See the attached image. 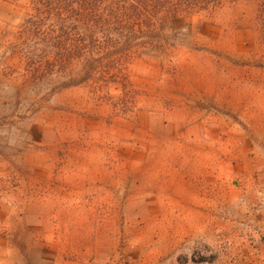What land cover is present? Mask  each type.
Segmentation results:
<instances>
[{
	"label": "rangeland",
	"instance_id": "1",
	"mask_svg": "<svg viewBox=\"0 0 264 264\" xmlns=\"http://www.w3.org/2000/svg\"><path fill=\"white\" fill-rule=\"evenodd\" d=\"M33 15L0 0V264H264V0L80 23L66 62Z\"/></svg>",
	"mask_w": 264,
	"mask_h": 264
},
{
	"label": "trees",
	"instance_id": "2",
	"mask_svg": "<svg viewBox=\"0 0 264 264\" xmlns=\"http://www.w3.org/2000/svg\"><path fill=\"white\" fill-rule=\"evenodd\" d=\"M106 1L32 0L34 19H37V15H51V13H54L59 33L66 38L64 42L60 43L57 41L59 37L54 38L48 33L38 35L37 32L33 31L32 40L40 42L39 44L42 45L40 52H43L44 56L50 55L52 52L57 61L66 62L69 59L82 56V49L85 46L83 38L72 35L75 34L80 23L84 25L83 27L87 31L86 37L90 39L91 29L100 25L104 26V24H111L116 28L115 31L119 32L126 31V28L128 30L132 29V25L142 16L141 11H149L152 14L163 12L175 17L190 7L199 6L210 0H108L112 1V4L104 7V9L106 8V16L103 17L98 14V10L99 5ZM66 22L69 23L66 25ZM35 23L37 21H34ZM34 24L31 25L36 27L37 24ZM28 59L30 58L28 57Z\"/></svg>",
	"mask_w": 264,
	"mask_h": 264
}]
</instances>
